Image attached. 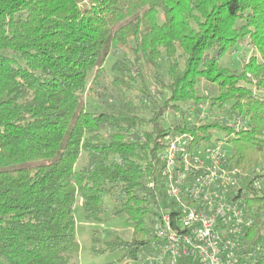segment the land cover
<instances>
[{
	"label": "trees",
	"instance_id": "1",
	"mask_svg": "<svg viewBox=\"0 0 264 264\" xmlns=\"http://www.w3.org/2000/svg\"><path fill=\"white\" fill-rule=\"evenodd\" d=\"M244 40L255 52L222 65ZM169 112L177 121L165 125ZM176 133L231 146L230 199L249 220L234 252L264 264V0H0V264H72L78 200L87 221L104 222L107 198L133 236L93 237L92 252L143 261Z\"/></svg>",
	"mask_w": 264,
	"mask_h": 264
},
{
	"label": "built area",
	"instance_id": "2",
	"mask_svg": "<svg viewBox=\"0 0 264 264\" xmlns=\"http://www.w3.org/2000/svg\"><path fill=\"white\" fill-rule=\"evenodd\" d=\"M191 140L187 133L166 137L160 162L166 199L153 216L152 252L137 264H242L234 247L249 220L230 199L239 171L225 164L220 142L192 147Z\"/></svg>",
	"mask_w": 264,
	"mask_h": 264
},
{
	"label": "rangeland",
	"instance_id": "3",
	"mask_svg": "<svg viewBox=\"0 0 264 264\" xmlns=\"http://www.w3.org/2000/svg\"><path fill=\"white\" fill-rule=\"evenodd\" d=\"M253 47L249 46L247 40H244L238 47L236 51L227 54L221 59L222 65H229L233 68H240L243 62L253 53ZM116 60V55L110 54L104 64V77L101 79L102 84L109 85V82L112 78V63ZM91 81V80H90ZM201 87H205L202 85ZM203 88L202 91H203ZM86 106L89 109L97 108L101 109L96 95L92 92H87L85 94ZM200 120H204L208 115V104L202 107L201 112L197 114ZM167 120L164 122L165 125L175 123L177 117L172 112L167 113ZM195 118V117H194ZM193 118V119H194ZM220 135L219 132L214 134V138ZM221 147L225 149V152L228 154L231 153V146L223 141L220 143ZM210 145V144H209ZM77 167L80 168L87 161V153L82 152L78 160ZM239 178V177H238ZM107 205L110 208L106 213V220L104 222H91L87 221L85 218V213L83 210V205L81 200H78L75 207V217H76V235L79 243L80 250L74 256L72 264H137L136 260H121V251L115 250L112 252H104L101 254H94L91 250L93 244V237L98 238L99 240H109L113 237V233L116 231L122 237L130 239L133 236V226L132 223H129L127 216L125 214L113 215L112 210L116 203L113 199H106ZM152 250L148 247L145 248L141 256L147 257L151 254Z\"/></svg>",
	"mask_w": 264,
	"mask_h": 264
}]
</instances>
